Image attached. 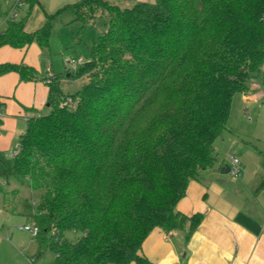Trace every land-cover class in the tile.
I'll return each instance as SVG.
<instances>
[{"label": "trees", "instance_id": "16d2710c", "mask_svg": "<svg viewBox=\"0 0 264 264\" xmlns=\"http://www.w3.org/2000/svg\"><path fill=\"white\" fill-rule=\"evenodd\" d=\"M28 2L26 17L0 33V49L37 43L46 54L66 13L84 26L107 16L90 58L68 73L82 82L74 94L62 90L63 75L0 63V77L16 73L48 87L49 113L29 119L13 161L0 152V179L20 176L43 190L28 214L38 228L34 260L52 252L49 264H155L142 254L155 228L187 230L189 238L203 221L177 205L217 164L215 143L234 98L250 91L264 66V0L127 8L79 0L46 13L33 32L27 21L38 0Z\"/></svg>", "mask_w": 264, "mask_h": 264}, {"label": "crops", "instance_id": "0c3cea01", "mask_svg": "<svg viewBox=\"0 0 264 264\" xmlns=\"http://www.w3.org/2000/svg\"><path fill=\"white\" fill-rule=\"evenodd\" d=\"M30 48L4 47L0 49V63H24ZM25 65L34 67L40 77L54 75H44L32 61ZM262 85L255 79L250 91L241 94L245 109L246 102L257 104V122L250 133H246L244 120L236 124L230 116L226 131L215 143L217 164L203 170L198 179L190 183L186 197L177 205V210L188 216L203 215L199 228L189 238L187 230L155 228L145 240L142 254L155 264L164 261L171 264H264V151L259 150L260 154L254 151L255 142H264V82ZM47 103L48 87L42 80L22 82L16 73L0 77L2 154L15 147L14 156L29 119L39 117L40 107H47ZM18 118L26 121L25 128H19ZM225 151L241 161L242 173L236 180L230 173L223 172L226 165L231 167L223 158ZM13 213L8 211L7 216ZM6 240L9 246L13 245L9 231L0 235V247ZM27 260L29 264H36L31 257Z\"/></svg>", "mask_w": 264, "mask_h": 264}, {"label": "rangeland", "instance_id": "374dc122", "mask_svg": "<svg viewBox=\"0 0 264 264\" xmlns=\"http://www.w3.org/2000/svg\"><path fill=\"white\" fill-rule=\"evenodd\" d=\"M14 0H0V32L7 29L9 22L6 20L5 13L8 11L11 2ZM79 0H38L33 8V13L30 19L27 21V30L33 32L39 29L45 20V14H54L60 8L73 4ZM114 4L121 6L122 8L132 7L138 2L154 3L156 0H110ZM30 11V4L26 2L21 8L20 13L16 17L14 22L22 21L28 12ZM107 16L103 15L96 19L94 24L84 26L81 22L74 20V15L69 12L66 13L62 20L56 25L55 30L50 39V48L45 54L41 47L34 43L31 45L28 56L24 62L32 61L38 65V68L44 75L48 73H54L55 75H63L64 81L61 83V88L65 93L74 94L76 91L82 88V82L78 78H68L65 69V60L78 58L83 61H87L90 58V49L97 40L98 36L105 32ZM38 50H35V49ZM36 51L38 53H36ZM258 84L263 86L264 82V69L259 73L256 78ZM244 95V94H242ZM242 95L239 94L233 101L231 115L232 121L239 124L241 120L246 122V133H250L251 128L257 122V104L251 105L242 100ZM257 109L254 111V109ZM40 116L49 113V108L45 105L40 107ZM252 120V121H251ZM240 121V122H238ZM251 121V122H250ZM19 128H25L26 121L18 118ZM242 124V122H241ZM3 134H6L4 132ZM20 140V138H19ZM17 142V149L18 144ZM256 148L254 151L257 154L259 150L264 151V142H255ZM12 147L8 153L4 152L3 155L7 158L14 160L12 155ZM217 153V151H216ZM230 154L233 153L225 151L223 158L225 163H231ZM218 157V153H217ZM264 158V157H263ZM251 165V164H250ZM264 166V162H262ZM242 167V166H241ZM242 170V169H241ZM242 173V172H241ZM233 177V176H232ZM234 178V177H233ZM237 178H235L236 180ZM16 192V198L13 201L11 192ZM43 195V190H31L27 180L20 176H11L8 180L0 179V235L10 232L12 238L11 246H9L8 240L6 244H2L0 247V264H29L27 257H34L38 250L37 241L28 232L19 230V226L31 224L28 218V214L32 211L31 208L39 202ZM8 202V203H7ZM6 209V210H5ZM8 211H12V216H7ZM71 240H76L79 236L75 233L68 235ZM54 259V254L49 252L41 260L35 261L36 264H49ZM162 264H171L168 261H164Z\"/></svg>", "mask_w": 264, "mask_h": 264}, {"label": "built area", "instance_id": "2783aa9c", "mask_svg": "<svg viewBox=\"0 0 264 264\" xmlns=\"http://www.w3.org/2000/svg\"><path fill=\"white\" fill-rule=\"evenodd\" d=\"M28 1L29 0H14L11 6L9 7L8 11L5 13L6 20L8 22H14L16 17L20 13V8ZM83 62L84 61L82 59H78V58L66 59L65 69L70 73L76 72L79 66L83 64ZM18 151H19V147L15 155H17ZM230 161H231L230 174L234 178H240L242 172L240 159L237 157L230 156ZM19 230L23 232H28L34 238H36L38 235V228L31 224L21 225L19 226Z\"/></svg>", "mask_w": 264, "mask_h": 264}, {"label": "water", "instance_id": "95a60500", "mask_svg": "<svg viewBox=\"0 0 264 264\" xmlns=\"http://www.w3.org/2000/svg\"><path fill=\"white\" fill-rule=\"evenodd\" d=\"M67 76L70 77V74H68ZM47 107H49L48 104H47ZM230 168H231V167H230L229 165H226V167H225V169H224L225 171H223V172L226 173V174L230 173Z\"/></svg>", "mask_w": 264, "mask_h": 264}]
</instances>
